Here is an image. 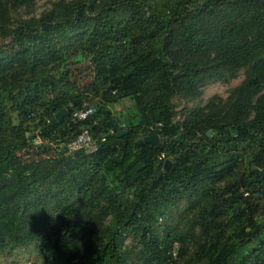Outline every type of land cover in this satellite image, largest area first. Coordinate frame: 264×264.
Returning <instances> with one entry per match:
<instances>
[{"label":"trees","instance_id":"trees-1","mask_svg":"<svg viewBox=\"0 0 264 264\" xmlns=\"http://www.w3.org/2000/svg\"><path fill=\"white\" fill-rule=\"evenodd\" d=\"M33 2L0 0V252L264 264V0H56L19 17ZM84 101L86 121L56 120ZM83 129L104 142L68 155Z\"/></svg>","mask_w":264,"mask_h":264},{"label":"rangeland","instance_id":"rangeland-1","mask_svg":"<svg viewBox=\"0 0 264 264\" xmlns=\"http://www.w3.org/2000/svg\"><path fill=\"white\" fill-rule=\"evenodd\" d=\"M56 0H34L32 6L28 10H21L19 17L29 18V17H39L41 13L47 11L51 4ZM69 1V0H66ZM4 41L0 39V42ZM243 78V72L240 71L238 76L229 81L228 83H223L221 81H211L202 86V97L200 98V104L205 105L209 98L213 96H219L225 99L228 96V92L231 88L237 86ZM173 103L178 107V110L182 108H189L194 106L197 102H187L181 101L177 98L173 100ZM131 102L129 100H123L116 105H112L111 109L115 115L119 113H125L126 110L130 109ZM180 119L179 117L177 118ZM182 205L173 212L172 217L177 219L182 212ZM177 248V246L175 245ZM0 264H42L39 256L35 253L32 247L19 248L13 250L11 253L0 252Z\"/></svg>","mask_w":264,"mask_h":264},{"label":"built area","instance_id":"built-area-1","mask_svg":"<svg viewBox=\"0 0 264 264\" xmlns=\"http://www.w3.org/2000/svg\"><path fill=\"white\" fill-rule=\"evenodd\" d=\"M95 112L94 107L90 102L84 101L80 107L69 112L68 120L73 123H82L90 118ZM33 116V114L31 115ZM112 133V131H110ZM104 136L94 137L88 129H83L78 133L66 146V153L72 155L74 153L83 152L87 155L93 154L98 150L100 143L104 142ZM39 138L36 139L35 144H39ZM177 250L174 246L170 255L173 259L177 256Z\"/></svg>","mask_w":264,"mask_h":264},{"label":"water","instance_id":"water-1","mask_svg":"<svg viewBox=\"0 0 264 264\" xmlns=\"http://www.w3.org/2000/svg\"><path fill=\"white\" fill-rule=\"evenodd\" d=\"M71 107L70 106H66L64 108H62L61 110H59L56 114H55V118L57 121L62 120L63 118H65L67 116V114L70 112ZM127 134V131H118L116 133L117 137H122L123 135ZM138 143H148V144H158L159 143V138L157 135H149V136H145L142 139L138 140ZM171 163L169 161L165 162V169H168L170 167Z\"/></svg>","mask_w":264,"mask_h":264}]
</instances>
